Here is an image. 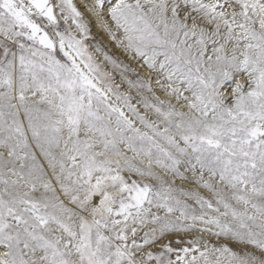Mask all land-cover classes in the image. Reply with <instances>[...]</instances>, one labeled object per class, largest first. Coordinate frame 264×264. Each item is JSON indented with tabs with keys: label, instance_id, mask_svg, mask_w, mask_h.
I'll return each instance as SVG.
<instances>
[{
	"label": "snow or ice",
	"instance_id": "6c2138e0",
	"mask_svg": "<svg viewBox=\"0 0 264 264\" xmlns=\"http://www.w3.org/2000/svg\"><path fill=\"white\" fill-rule=\"evenodd\" d=\"M0 264H264V0H0Z\"/></svg>",
	"mask_w": 264,
	"mask_h": 264
}]
</instances>
